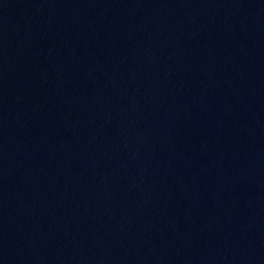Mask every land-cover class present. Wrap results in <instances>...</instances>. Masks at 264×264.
<instances>
[{
    "label": "water",
    "instance_id": "obj_1",
    "mask_svg": "<svg viewBox=\"0 0 264 264\" xmlns=\"http://www.w3.org/2000/svg\"><path fill=\"white\" fill-rule=\"evenodd\" d=\"M0 264H264V0H0Z\"/></svg>",
    "mask_w": 264,
    "mask_h": 264
}]
</instances>
